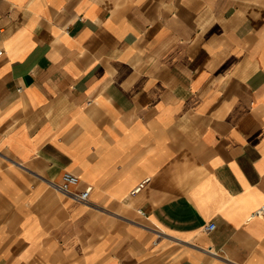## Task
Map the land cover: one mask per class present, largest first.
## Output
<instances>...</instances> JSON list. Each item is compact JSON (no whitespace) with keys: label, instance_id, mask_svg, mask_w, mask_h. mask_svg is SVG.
Instances as JSON below:
<instances>
[{"label":"crops","instance_id":"obj_1","mask_svg":"<svg viewBox=\"0 0 264 264\" xmlns=\"http://www.w3.org/2000/svg\"><path fill=\"white\" fill-rule=\"evenodd\" d=\"M0 50V264H264V0H0Z\"/></svg>","mask_w":264,"mask_h":264},{"label":"built area","instance_id":"obj_2","mask_svg":"<svg viewBox=\"0 0 264 264\" xmlns=\"http://www.w3.org/2000/svg\"><path fill=\"white\" fill-rule=\"evenodd\" d=\"M0 50V54H1ZM77 176L70 173V172H65L62 175V179L60 183H52V187L57 190L59 193L64 194L75 201H85L87 199L88 192L90 190V186H86L83 189H77L75 186L77 184ZM141 187V184L137 185L132 192L137 191ZM256 215H260L264 217V205H262L257 211L254 212ZM214 227V224L212 222H208L204 226L205 231H210Z\"/></svg>","mask_w":264,"mask_h":264}]
</instances>
